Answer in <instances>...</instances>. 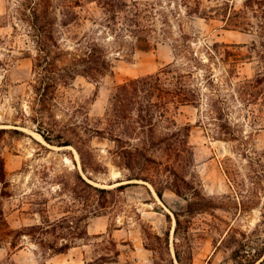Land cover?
<instances>
[{"label": "rangeland", "instance_id": "rangeland-1", "mask_svg": "<svg viewBox=\"0 0 264 264\" xmlns=\"http://www.w3.org/2000/svg\"><path fill=\"white\" fill-rule=\"evenodd\" d=\"M18 1L0 0V264H58L57 257L75 253L92 264H180L177 250L183 264H237L231 254L240 233H252L264 219V0H138L168 18L155 47L111 53V73L98 81L77 75L43 110ZM81 13L100 14L95 2ZM244 20L247 30L233 28ZM90 26L74 29L81 34ZM169 63L193 70L202 92L200 107L182 106L175 117L192 124L190 151H149L156 162L129 168L119 152L125 142L102 131V118L117 84ZM247 78L263 82L250 87L241 83ZM40 129L50 131L51 142ZM173 129L158 123L154 139ZM148 134L146 128L123 138L140 146ZM173 171L217 205L180 215L178 234L173 210L182 211L187 200L170 189ZM64 217L67 227L59 225ZM85 228L89 233L78 235ZM257 228L254 239L264 235V223ZM66 244L69 249L58 252Z\"/></svg>", "mask_w": 264, "mask_h": 264}, {"label": "trees", "instance_id": "trees-1", "mask_svg": "<svg viewBox=\"0 0 264 264\" xmlns=\"http://www.w3.org/2000/svg\"><path fill=\"white\" fill-rule=\"evenodd\" d=\"M90 2L96 3L100 13L98 17L81 13L84 4ZM18 4L16 11L19 19L26 22L29 27L28 35L34 49L31 70L36 77L34 89L40 110L48 109V105L55 99L54 95L58 88L71 83L77 75L98 81L111 73L113 71L111 53L119 54L125 48L132 50L135 47L141 49L155 47L166 32L165 25L169 24L166 15L158 12L154 4L146 1L19 0ZM191 12L205 16L197 10ZM87 22L91 23L90 27L81 34L76 32L74 27H82ZM249 24L244 20L233 24V28L247 30ZM194 77L193 70L182 69L174 63H169L154 73L129 78L116 85L110 105L102 118L106 123L102 131L107 130L111 134V139L125 142L119 145V152L126 159L125 164L129 168H133L134 164L141 160H144V168L156 162V159L148 155L149 151H160L162 154L169 151L177 154L190 151L188 137L192 124L178 123L175 117L180 113L182 106L202 105V92L195 84ZM262 82L259 78H247L241 83L256 87ZM38 116L33 115L31 119L37 121ZM158 123L164 124L165 128L174 129L160 133L157 139H154L155 126ZM219 125L222 127L223 123ZM146 128L149 131L146 139L148 144L145 139L140 146L128 143L126 136L130 138L133 137L130 136L132 133H144ZM12 130L18 132V129ZM4 131L5 129H0V137ZM99 131L101 130L97 129V132ZM39 132L46 141H52L48 129H40ZM137 138L141 139L140 136ZM62 144L69 145L71 142L63 141ZM4 173V158L0 154L1 179L4 178ZM173 174L170 189L187 200L182 211L173 210L176 217L175 233L178 234L181 227L180 215H193L215 208L217 205L215 199L203 193L195 182H188L185 177L178 174V171H173ZM134 178L148 180L146 176L134 175ZM82 181L89 185L83 179ZM156 193L163 200L162 189L156 187ZM59 222L60 226L67 227L63 223L68 224V219L64 217ZM262 223L264 219L257 223L252 233H240L241 238L237 239L231 254V258L237 264H264V235H259L258 239L253 238L257 226ZM46 225L54 227L58 224L47 220ZM232 230V227L227 228L225 234H230ZM86 233L85 228L81 229L78 235L83 236ZM69 247L70 245L66 244L58 252L67 251ZM176 257L179 263L183 264L179 250L176 251ZM102 260L100 262L108 261ZM85 264L92 263L88 261Z\"/></svg>", "mask_w": 264, "mask_h": 264}, {"label": "crops", "instance_id": "crops-1", "mask_svg": "<svg viewBox=\"0 0 264 264\" xmlns=\"http://www.w3.org/2000/svg\"><path fill=\"white\" fill-rule=\"evenodd\" d=\"M87 233L89 232L87 231ZM57 258H58V264H85L86 262H88V259L84 257L80 258L76 253L72 255L67 254V256L64 258L63 257H57ZM97 264H121V263L120 261L114 259V260H108L106 262H98Z\"/></svg>", "mask_w": 264, "mask_h": 264}, {"label": "bare ground", "instance_id": "bare-ground-1", "mask_svg": "<svg viewBox=\"0 0 264 264\" xmlns=\"http://www.w3.org/2000/svg\"><path fill=\"white\" fill-rule=\"evenodd\" d=\"M36 137H37L39 140H42V141H44V140H43V138H41V136H40V135L36 134Z\"/></svg>", "mask_w": 264, "mask_h": 264}]
</instances>
